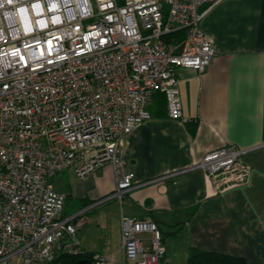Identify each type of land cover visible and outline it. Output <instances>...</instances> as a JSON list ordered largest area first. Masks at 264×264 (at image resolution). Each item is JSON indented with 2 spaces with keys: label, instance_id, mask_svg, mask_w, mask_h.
I'll list each match as a JSON object with an SVG mask.
<instances>
[{
  "label": "built area",
  "instance_id": "obj_1",
  "mask_svg": "<svg viewBox=\"0 0 264 264\" xmlns=\"http://www.w3.org/2000/svg\"><path fill=\"white\" fill-rule=\"evenodd\" d=\"M219 1L0 0V264L90 251L78 237L81 213L63 215L68 194L49 179L110 163L116 191L107 199L137 185L124 137L151 117L157 91L171 118L188 120L177 70L202 74L215 60L201 7ZM246 150L221 147L193 168L217 192L241 186L251 174ZM121 225L123 264L162 263L155 220L123 215ZM94 264L115 263L96 254Z\"/></svg>",
  "mask_w": 264,
  "mask_h": 264
},
{
  "label": "crops",
  "instance_id": "obj_2",
  "mask_svg": "<svg viewBox=\"0 0 264 264\" xmlns=\"http://www.w3.org/2000/svg\"><path fill=\"white\" fill-rule=\"evenodd\" d=\"M201 10L216 58L202 74L177 70L186 122L168 110L155 114L151 101V117L124 137L137 185L107 199L116 191L110 163L84 178L68 169L49 179L69 176L63 215L81 213L83 246L115 264L125 261L123 215L158 223L166 246L161 264H186L192 249L264 264V0H220ZM224 146L248 149L251 174L246 184L217 192L193 167Z\"/></svg>",
  "mask_w": 264,
  "mask_h": 264
},
{
  "label": "trees",
  "instance_id": "obj_3",
  "mask_svg": "<svg viewBox=\"0 0 264 264\" xmlns=\"http://www.w3.org/2000/svg\"><path fill=\"white\" fill-rule=\"evenodd\" d=\"M154 113L164 115L167 112L166 95L157 91L152 97ZM95 255L93 251H89L80 255L63 254L55 258L51 264H94ZM186 264H247L246 259L242 256L224 254L215 251H205L201 249H192Z\"/></svg>",
  "mask_w": 264,
  "mask_h": 264
},
{
  "label": "rangeland",
  "instance_id": "obj_4",
  "mask_svg": "<svg viewBox=\"0 0 264 264\" xmlns=\"http://www.w3.org/2000/svg\"><path fill=\"white\" fill-rule=\"evenodd\" d=\"M50 184L58 192L70 193L69 176L64 177L62 174H58L53 179H51Z\"/></svg>",
  "mask_w": 264,
  "mask_h": 264
},
{
  "label": "water",
  "instance_id": "obj_5",
  "mask_svg": "<svg viewBox=\"0 0 264 264\" xmlns=\"http://www.w3.org/2000/svg\"><path fill=\"white\" fill-rule=\"evenodd\" d=\"M179 50L181 51V50H182V47H180ZM83 262H85V261H81V264H82Z\"/></svg>",
  "mask_w": 264,
  "mask_h": 264
}]
</instances>
